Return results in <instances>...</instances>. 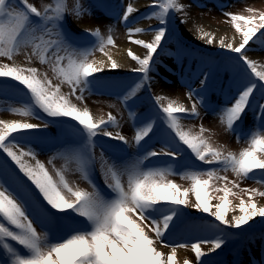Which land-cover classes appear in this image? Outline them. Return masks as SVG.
<instances>
[{
  "label": "snow or ice",
  "instance_id": "obj_1",
  "mask_svg": "<svg viewBox=\"0 0 264 264\" xmlns=\"http://www.w3.org/2000/svg\"><path fill=\"white\" fill-rule=\"evenodd\" d=\"M150 7L153 11L146 18H155L162 26L149 29L154 32L150 41L132 39L145 29L137 27L128 31L130 43L145 49L146 55L141 58L128 50V56L139 65L133 71L141 73L142 78L129 87L123 97L125 103L134 98L148 81L154 56L168 32L170 14L184 12L186 6L180 0H153ZM135 11L129 4L122 14L123 21L127 23ZM246 11L248 15L224 13L236 36L227 43L221 38L219 47L237 54L236 59L250 70V77L255 78L243 82L233 102L220 112L221 123L236 135L238 142L243 137L247 146L238 153L226 151L224 146L213 145L205 136L208 130L203 126L196 133L184 127L182 120L185 117L199 116L197 104L204 103L201 94H195L197 99L190 109L165 96H157L156 119L162 120L170 130L172 142H166L159 152L146 151L126 163L103 160L105 191L91 177L95 137L102 134L125 144L128 140L119 132L114 134L107 130V126L117 125L116 116L108 113L106 120L103 117L97 119L87 106H77L71 97L83 104L85 92L91 91L98 79L97 74L104 72L105 68L117 70L120 67L105 51L109 46H115L113 37L109 34L105 38L99 29L90 30L88 35L95 38L94 44L85 48L74 46L72 37L63 29V21L66 13L71 12L78 18L83 14L79 0L72 9L66 0H51L41 8L29 0H0V58L11 62L0 63V78H9L22 85L28 96L24 106L13 107L10 111L21 117L40 119L44 127L48 125L36 109L53 119L75 121L82 141L80 147L63 153L64 166L54 169V178L45 163L37 158V153L15 135L38 131L41 125L0 119V155L6 157L0 160V264H178L177 250L187 248L195 254L196 264H205L202 257L216 252L224 244L219 235L211 240L190 243L168 242L175 235L180 218L186 214L185 208L205 213L226 228L240 229L257 217L264 218V203L256 199L264 198V191L241 188L238 182L251 179L264 187V104H259L256 109L259 125L246 133L237 131L238 122L251 107L255 91L264 89V64L250 59L247 54L250 42L255 44L259 40L264 44V11L251 7ZM200 37L210 45L215 40L211 33L203 30ZM22 50L25 62L21 65L15 62V57ZM95 51L107 56V63L90 59ZM34 60L48 66L52 77L48 71L41 72L38 67L31 66ZM65 84L70 89L68 94L62 92ZM193 95L190 90V101ZM154 126L152 117L135 125L134 142L138 149L153 132ZM185 151L203 165L217 166L193 167L181 174L182 179L190 182L189 188H182L169 178L180 174L173 172L171 161H153L149 166H142L145 161L161 155L175 161ZM8 160L18 173L10 170ZM48 163L52 164V159ZM159 164L168 166H157ZM72 165L91 190L70 185L65 173ZM229 171L236 180L229 181L226 175H220ZM218 181H223L224 186L217 187ZM34 192H38L49 206L44 208L41 204L43 211L37 212L35 218L28 206L29 193ZM218 192L223 196L212 195ZM190 194L195 197L194 202L189 200ZM229 197L237 198L239 204L233 206ZM213 199L217 203L213 204ZM237 209L239 214L229 219L228 212ZM69 210L70 216L75 214L83 219L76 220V226L66 235L50 237L43 227L42 215L59 219L55 213ZM211 227L219 231L217 225ZM206 244H211L209 253L202 251V245ZM183 264H189V261L185 259Z\"/></svg>",
  "mask_w": 264,
  "mask_h": 264
},
{
  "label": "rangeland",
  "instance_id": "obj_2",
  "mask_svg": "<svg viewBox=\"0 0 264 264\" xmlns=\"http://www.w3.org/2000/svg\"><path fill=\"white\" fill-rule=\"evenodd\" d=\"M135 1L79 0L83 14L78 18L71 12L66 13L63 21V29L72 37L74 46L91 47L95 42V38L88 35V31L96 29H99L105 38L110 34L115 41V46H109L105 51L112 56L120 67L117 70L105 68L104 72L97 74L98 79L91 86V91L85 92L83 104L75 97H71L72 102L77 106L81 108L87 106L97 119L103 117L106 120L108 113L116 116L117 125L107 126V130L114 134L119 132L128 140V143L125 144L102 134L95 137V147L92 149L94 159L91 165V177L105 191H107L105 177L101 168L103 160H107L109 163L112 161L126 163L129 160L136 159L146 151L156 150L159 152L166 142H172V137L169 134L170 130L167 129L162 120L156 119L158 113V106L155 103V97L158 96L156 92L157 84L166 92V98L182 103L189 109L192 102L197 99L196 93L203 96L204 103L197 104L199 116H187L182 120L186 129H191L193 133H196L203 126L208 130L205 132V136L210 139L213 145L224 146L226 151L238 153L243 147L247 146L243 137L238 142L236 135L228 131L221 123L220 112L233 102L243 82L249 78H255L250 77V70L236 59L237 54L215 47L214 44H207L204 39H199L198 36L201 30L212 35L226 33L236 36L235 30L230 23L226 22L228 17L224 13L248 15L246 9L249 7L257 11H264V0H180V3L186 6L185 10L184 12L170 14L167 24L168 32L161 43L160 49H158V53L154 56V63L149 72L148 81L134 98L125 103L123 102L124 95L130 86L142 78V74L133 71L139 65L128 56V48H126L124 55L128 57L129 62L124 66H121L115 58V52L117 49H125L127 45L133 44L129 41V29L133 31L137 27L145 29L143 33L134 35L132 39L150 41L154 37V32L149 29L162 26L155 18H146L153 11L150 7L153 0H142L146 3V8L131 14L127 23L123 21V12L129 4L134 7ZM29 2L41 8L42 5L50 3L51 0H29ZM66 3L69 9H72L76 0H66ZM183 17H187L186 21L181 20ZM183 22L187 24V27ZM225 42H229V36L225 38ZM133 45L143 52L137 53L133 48L131 50L143 58L146 55V50L138 45ZM216 45H219V41H216ZM247 54L250 59L264 64V44L259 40L255 44L250 42ZM100 56L107 59V56L99 51H95L90 59L96 60L95 58ZM15 62L21 65L24 64L23 50L20 55L15 57ZM0 63L11 62L6 58H0ZM31 66L38 67L41 72L48 71L49 77H52L48 66L41 65L35 60ZM202 81L203 83H201ZM12 83L13 86H0V119L22 120L41 125L38 131L15 135H18L26 146L31 147L37 153V158L45 163L50 174L55 178L54 169H60L64 166L63 153L80 147L82 143L78 131L79 125L70 119L48 118L38 109L36 111L39 116L43 117V122L47 123V127L43 126L40 119L12 114L11 108L22 107L28 101L26 92L14 88L17 86V82L13 81ZM257 83L261 82L257 81ZM190 90L194 93L191 101L188 99ZM62 92L65 94L70 92L66 84L62 86ZM259 104H264V89L260 88L254 93L251 107L246 111L242 120L238 122L239 128L237 131L246 133L259 125V112L256 110ZM148 117L155 119V126L153 132L145 141L141 142V147L138 149L134 142L135 125ZM181 147L183 148L182 145ZM3 159H6V157L0 155V160ZM50 159H52V164L48 163ZM153 161H171L173 172L180 174H174L169 178L182 188L190 187V182L181 178V174L184 172L191 171L193 167H217L216 165L201 164L187 151L175 161L172 160V157L161 155L145 161L142 166H149ZM8 164L10 170H15L18 173L15 165ZM157 166L167 167L168 165L159 164ZM19 175L22 177V174ZM220 175H226L229 181L237 179L230 171L227 173L221 172ZM65 176L73 187L78 186L91 190L87 181L82 178L78 171H75V165L70 167ZM23 179L26 180V178ZM238 182L241 188H259L264 191V187L254 180L247 179ZM27 183L30 185V182ZM216 186L223 187L224 182L218 181ZM32 187L34 189V186ZM228 187H231V185L229 184ZM212 195L222 197L223 193L218 192ZM29 196L28 206L33 213V218H35L37 212L42 213L41 204L44 208L49 207L42 201V197L39 196L38 192L29 193ZM229 199L233 206L239 204L237 198L229 197ZM256 199L258 202L264 203V198L256 197ZM189 200L194 202L195 197L190 194ZM212 202L215 204L217 200L213 199ZM50 211L54 212V210ZM184 212L186 214L180 218L175 235L168 241L170 244L211 240L219 235L224 240V244L216 252L209 253L211 244L202 245V251L209 253L202 257L205 264H264V218L257 217L250 221L248 225L235 229L226 228L215 221L213 217L192 208H185ZM58 214L61 213H55V216ZM238 214V209L236 212L229 211L228 218L230 219L233 215ZM58 217L59 219L47 215L41 217L43 227L49 232L50 237L66 235L76 226V220L83 219L75 217V214L70 216V210ZM213 224L218 226L219 231L217 228L211 227ZM37 227L38 230L41 229L40 224ZM250 229H253V232L244 235L242 238L235 233L236 230L243 232ZM162 250L170 251V249ZM180 250L186 254L181 257L178 256V264H183L185 259L189 261V264H196L195 254L190 248L178 249L177 251Z\"/></svg>",
  "mask_w": 264,
  "mask_h": 264
},
{
  "label": "bare ground",
  "instance_id": "obj_3",
  "mask_svg": "<svg viewBox=\"0 0 264 264\" xmlns=\"http://www.w3.org/2000/svg\"><path fill=\"white\" fill-rule=\"evenodd\" d=\"M146 6H147L146 3L143 2L142 0H136L134 2V9H136L135 12L140 11V10H143L144 8H146ZM186 19H187V17L186 18L183 17V19L181 18L182 21H186ZM183 23H185V22H183ZM146 24H149V23H146ZM185 26L187 27V24ZM197 34H198V32H197ZM231 35L232 34H226V33L225 34L222 33L220 35H212V36L215 37V40H214V43H213L214 46L215 47H219V45H216V41H219L221 38H224V39L225 38H228V36H229V42H230L233 39V37H234V35L233 36H231ZM198 38L201 39L200 34H199ZM126 48H128V49H132L133 48L137 53L143 52L141 49L135 47L133 44L127 45L125 47V49H121V48L120 49H117L114 56L120 62L121 66L127 65L128 62H129L128 57L126 55H124L125 54L124 52L127 50ZM95 59L98 62L99 61H104L105 63L107 62L106 61L107 59L105 57H101L100 56V57H96ZM156 92H157V95L158 96H161V95L162 96H166V94H165L166 92L158 84H157V87H156ZM177 254H178L179 257H181V256L185 255L186 253L184 251H181L180 250V251H177Z\"/></svg>",
  "mask_w": 264,
  "mask_h": 264
},
{
  "label": "trees",
  "instance_id": "obj_4",
  "mask_svg": "<svg viewBox=\"0 0 264 264\" xmlns=\"http://www.w3.org/2000/svg\"><path fill=\"white\" fill-rule=\"evenodd\" d=\"M0 81L9 82V83L13 82L11 79H5V78H0ZM17 86L23 87L22 85H19L18 83H17ZM48 118H50V117H48Z\"/></svg>",
  "mask_w": 264,
  "mask_h": 264
}]
</instances>
